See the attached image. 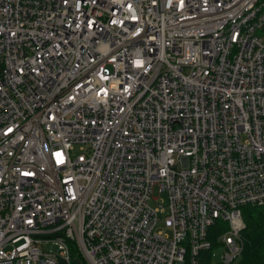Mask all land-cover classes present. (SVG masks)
Here are the masks:
<instances>
[{"label":"built area","instance_id":"1","mask_svg":"<svg viewBox=\"0 0 264 264\" xmlns=\"http://www.w3.org/2000/svg\"><path fill=\"white\" fill-rule=\"evenodd\" d=\"M244 207L264 0H0V264H233Z\"/></svg>","mask_w":264,"mask_h":264},{"label":"trees","instance_id":"2","mask_svg":"<svg viewBox=\"0 0 264 264\" xmlns=\"http://www.w3.org/2000/svg\"><path fill=\"white\" fill-rule=\"evenodd\" d=\"M245 228L242 231L243 250L236 260L237 264H264V209L244 207L242 209ZM222 227H215L210 232L213 246ZM224 229V228H223ZM72 264H85L78 252L74 251ZM185 264H190L188 261ZM198 264H212V251H204Z\"/></svg>","mask_w":264,"mask_h":264},{"label":"rangeland","instance_id":"3","mask_svg":"<svg viewBox=\"0 0 264 264\" xmlns=\"http://www.w3.org/2000/svg\"><path fill=\"white\" fill-rule=\"evenodd\" d=\"M167 201V195L164 192H161L158 187L153 189L151 199L149 204L152 208L157 207L158 205L165 204ZM162 223H159L158 230L162 229ZM223 248L222 247H215L212 251V264H221L222 262V255H223ZM233 264H237L234 262Z\"/></svg>","mask_w":264,"mask_h":264}]
</instances>
